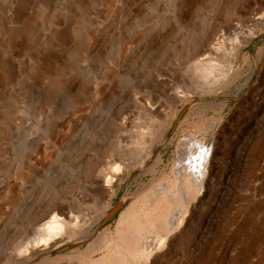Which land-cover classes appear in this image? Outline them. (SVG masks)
Masks as SVG:
<instances>
[{
  "label": "rangeland",
  "instance_id": "rangeland-1",
  "mask_svg": "<svg viewBox=\"0 0 264 264\" xmlns=\"http://www.w3.org/2000/svg\"><path fill=\"white\" fill-rule=\"evenodd\" d=\"M256 22L264 0H0V264H82L77 252L105 230L112 239L139 213L150 221L165 209L172 232L148 241L144 264H264V27ZM238 34L249 43L227 42L219 79L195 69L203 41L212 37L214 49ZM199 144L212 154L203 191L194 185L183 203V152ZM103 168L113 171L104 177ZM161 184L164 196L147 209ZM57 202L79 212L74 224L89 239L18 249ZM129 210L136 217L122 223Z\"/></svg>",
  "mask_w": 264,
  "mask_h": 264
},
{
  "label": "bare ground",
  "instance_id": "bare-ground-1",
  "mask_svg": "<svg viewBox=\"0 0 264 264\" xmlns=\"http://www.w3.org/2000/svg\"><path fill=\"white\" fill-rule=\"evenodd\" d=\"M259 22H261V21H259ZM257 23L258 22H256L255 24L257 26H260L259 28L264 27V24H263L264 22L258 23V24ZM261 30H262V28H261ZM242 35L238 34L236 39L235 38H225V39H227V41L224 39L225 41L223 43L219 42L218 46L214 49H211L209 47L210 46L209 42H210L212 37L211 38L208 37L209 38V39L207 38L208 41L207 40L203 41L204 43L200 47L199 53L197 54V56H199L200 59L202 58V60L195 66V69L197 68L198 70L202 71L203 74L204 73L209 74L210 77H211V74H213L216 71V73L214 74L213 82H214V79L215 80L219 79L221 72L217 73V69L219 67L218 66L219 61L217 62V60H220V58L226 52H228L229 47L232 48V46H233L234 48H236V47L240 48V47H243V45L249 43L248 36H242ZM240 38L242 39L241 42L238 41ZM237 41L239 42L238 44H237ZM227 42L228 43L230 42V44H232V46H229V44ZM232 50H234V49H232ZM229 51H230V48H229ZM219 65H221V62ZM218 70L222 71L223 69L221 70L219 68ZM207 77H209V76H207ZM220 78H224V77H220ZM214 84H216V81ZM214 84H212L213 85L212 87H214ZM210 85H209V88H211ZM211 90H212V88H211ZM214 90H215V88H214ZM182 99H180V101H182ZM151 136L153 137L152 138L153 141L161 140L162 136H163V131L161 129H159L156 134L153 133ZM157 136H159L160 138ZM244 140L245 141L243 143H241L239 146H237L236 152H235L234 157H233L234 159L232 160V161H234L233 166L235 167L234 170H236V171H237V167H239L240 163H242L241 157H242V154L244 152V146L249 143V140H251L250 135H247L244 138ZM258 143L259 142L257 141V144L255 143V145H254L256 150H257ZM260 144L262 145L263 143H260ZM195 146L192 147L190 145L189 148H187L183 152L184 154H188V157L184 158V160H183V162L187 161V163L186 164L184 163L181 166V167H183V169L181 168L182 170H180V171H183L182 175L183 174L185 175L184 182H186L185 185L187 184L186 186L184 185L185 187H187V188H185V189H187V190H185V193H183L184 187H182V186L179 187V190H180V188L183 189L182 192L180 191L181 194L179 195V196H181L180 198L182 199L181 201L183 203L185 202V201H183V199L187 198L188 196H189V198H187V199H190L191 198L190 195H193L195 191H196V194H200L203 191V181L205 180V177H206V168H207L206 165H207V163H208V161L212 155L211 152L209 150H207L205 146H201L199 144L197 149L194 148ZM190 147H192V148H190ZM232 148L233 147H231V146H227L226 147L227 150L224 149L225 151L223 154L225 157L232 155L231 154V152L233 151V150H231ZM194 149H196V150L194 151ZM258 150H259V148H258ZM146 151H147V153H149L150 149H147ZM147 156H149V154H147ZM110 167H112V166H110ZM112 169L113 168H109V169H105V170H104V168L101 169V175L104 177L109 176L111 174V171H113ZM244 172H246V171L244 170ZM248 172L249 171H247V173ZM179 180H181V178ZM232 182H233V179H232V177H230V180H229L230 184L228 185V188L232 186ZM178 184H180V182ZM194 185L196 186L195 188H193ZM192 188L194 190L195 189L196 190L195 191L193 190L194 191L193 192ZM164 189H165L164 186L161 184L158 188L155 187V189H153L152 192H150L148 194V196L146 197L147 200L149 201V206L146 205L147 209H148V207H149V209H151L152 207H155L154 206L155 204L157 206L156 201L158 203L160 202L161 199L159 197L161 195H163ZM176 189L178 191V188H176ZM166 190H167V188H166ZM106 195H107L106 201L104 202L105 208L110 207L111 202L113 201V199L116 195L115 187H111L110 189H107ZM166 197H167L166 201L167 202L170 201V199L167 200L168 196H166ZM193 198H191V199H193ZM123 201L117 206V208H119L120 206L123 205ZM182 202H181V204H183ZM58 203L59 202L52 203L51 205L47 204L49 206V208H48V210L46 209V212H44V214L42 215V217L40 219L43 222L41 223L39 220L38 222L34 223V225H32V227H30L31 231H28V230H27L28 232L25 231L26 234H24V236L22 237L23 239L21 240L20 245L19 246L16 245L17 247H19L18 249L21 250L23 248V249L28 251L33 247V245L36 242H37V245L41 244L39 242L40 240H43V241L49 243L48 245L52 244L50 246L54 247L58 244H61L62 242H65L66 239L72 240V241L75 240V242H77L76 247L78 248L83 243H85V241L87 239H89L88 238L89 236L88 237H85L84 235L80 236L82 232H81V229H79V228L81 226L79 227V224H77V225L74 224L75 220L77 221V219H83L82 216L78 215L79 212H76L72 209H69V211H66L65 208L59 206ZM144 205H145V203H144ZM135 207H136V205H135ZM177 207H178V205H177ZM141 208H144V207L142 206ZM260 208H261V206L257 205L256 207L253 208V211L258 212L260 210ZM133 209H136V208H133ZM175 209H176V206H175ZM138 210H139V208H138ZM138 210H135L134 212L132 211L133 213H131L130 210H129V212H126L122 218V223L125 220L130 219V217H132V216L134 219L136 217L135 216L137 213L136 211H138ZM165 210H162L163 212H159L157 217H155L153 219H151L150 218L151 216H150L149 217L151 219L150 221H147V220H149L148 218L144 219L143 216H142L143 217L142 218L139 215L140 214L139 213L137 215L138 217H136L135 220H132V222H131V224H129V226L127 225L126 227L125 226L124 227L122 226V228L120 227L122 229L121 235H117V236L113 237L112 239L111 238L108 239V231L105 230L104 232L99 234V236L95 239V241L92 244L88 245V248H86L87 250L85 252H77V255H79V258L81 257V259L83 260L82 264H144L146 262V260H149V258L151 256L150 255L151 250L146 249V245H147L148 241H150V239H153L154 240L153 243L158 245L159 242L164 241L168 237L169 233L172 232V231H170L171 226L174 225V223H173V225L171 224L172 221L170 219V218H172L170 216L172 211L168 212L167 210H169V209H165ZM129 213H131L132 216ZM168 214L170 217L169 216L165 217ZM154 215L156 216V214H154ZM101 216H102V214H101ZM212 220L213 219H211V221ZM170 224H171V226H170ZM185 232H183V233H185L186 236H183V233H181L182 235L180 234L181 235L180 236V244H181L180 246L181 247L185 246L188 243V241H190L192 238H194L195 233H196L194 227L191 229L185 230ZM207 237H208V234H207V229H206L203 231V233L201 235L200 242L204 243V241L206 240ZM110 239L112 242L109 241ZM154 244L152 245L153 247H151L152 251H153V248H155ZM35 247H36V244L34 245V248ZM34 248H32V249H34ZM96 254L99 256V258H95ZM74 257H77V256H74Z\"/></svg>",
  "mask_w": 264,
  "mask_h": 264
},
{
  "label": "water",
  "instance_id": "water-1",
  "mask_svg": "<svg viewBox=\"0 0 264 264\" xmlns=\"http://www.w3.org/2000/svg\"><path fill=\"white\" fill-rule=\"evenodd\" d=\"M112 214L114 215V213H112ZM112 214H111V215H112ZM110 218H111V217H110ZM110 218H109V219H110ZM109 219H107L106 221H104V223H106ZM103 225H104V224H103ZM103 225H101V227H102ZM101 227H100V228H101Z\"/></svg>",
  "mask_w": 264,
  "mask_h": 264
}]
</instances>
